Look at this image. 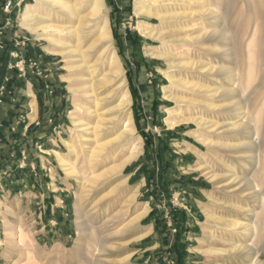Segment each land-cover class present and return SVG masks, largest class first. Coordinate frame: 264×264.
I'll use <instances>...</instances> for the list:
<instances>
[{
  "label": "rangeland",
  "instance_id": "obj_1",
  "mask_svg": "<svg viewBox=\"0 0 264 264\" xmlns=\"http://www.w3.org/2000/svg\"><path fill=\"white\" fill-rule=\"evenodd\" d=\"M138 1H142L146 5L139 10V13ZM205 1L200 3L196 0H158L157 2L149 0H105L107 4L105 13L109 16L113 42L115 43L114 48L119 56V64H122L124 68V76L127 78V86L132 96L130 110L136 127L133 138L139 137L141 139V148L139 146L141 153L136 159L126 164L121 172L111 171L110 167L125 157L126 147L120 148L118 145L112 150L111 148L106 149L105 152L107 153H103L105 156H99L96 161L91 159L90 154L99 142L115 138L121 132L126 123V117L122 119L124 122L119 121L113 126L109 125L110 128L102 131L99 136L95 137L93 133L87 132L88 141L82 142V145L78 144V155H69V149L64 142L60 158L69 156L72 161H75V167L84 168L83 179H79L75 175L69 176L64 167L59 166L61 175L66 178V183L70 186V200L73 203L76 202L77 193L81 192L82 189H84L86 196L81 205L82 215L79 218L75 214V203L72 207L73 227L71 229L73 232L70 233V240L65 244L55 243L47 239L48 235L35 228L34 220L28 221L30 213L26 215L22 206L16 212L5 213L6 218L11 219L13 229H10L12 234L10 237L7 235L5 244L0 246V259L3 261L0 264L139 263L144 259V254L140 253L142 247L133 246L132 242L143 228L137 227L138 222L131 220L138 214L136 209L143 196L138 197L137 194L136 199L132 203H128L127 195L130 194L135 182H138L142 176L140 174L134 175L125 185L120 187L118 185L141 161H144L145 172L149 177L154 173L155 165L158 169L160 168V173L165 174L170 165L178 168L189 163L190 169L198 168V175L204 176L203 178L209 182V188L213 192L211 201L217 199L222 203L221 206H217L216 203L213 204V201L211 203V213L213 216L216 215L214 217L218 218L219 221L207 225L210 229V239L206 241V244L204 241L203 244L204 246L207 245L208 248L219 249V252H223L222 254L225 256L218 255L210 258L202 256L197 260L203 261L204 264H250L251 261L255 262L251 264H264V140H262L264 138H259L264 137V0ZM34 2L35 0L22 2L14 0V6L21 9L19 12L22 15L26 8L24 4L29 5ZM210 2L211 4H209ZM147 7L152 8L151 12H148V9L144 10ZM190 10L198 13V15L190 16L193 12ZM221 10L227 11L225 17L223 16L224 19L219 16ZM45 11L50 12L49 9H45ZM88 11L89 8H84L81 15L88 13ZM153 12H164L166 13H162L164 16H169L171 13H173L171 15H176L179 14L178 12L183 14L184 12L187 17L182 19L171 18L162 22L152 14ZM199 13H202L204 17H201ZM66 19L59 12L58 15L48 16V20L57 23H62ZM67 20L73 27L79 25L77 18H68ZM140 23H150L159 29L161 28L160 30L167 33L165 39L161 40L157 36H148L141 31ZM91 24H94V21ZM202 26H206L209 31L216 29L220 34L209 32L210 34H207L205 38L201 32H205L204 29L201 30ZM26 29L31 32L28 28ZM31 33L32 37L37 40L39 38L38 41L50 53L54 54L49 56L58 62L56 66L59 67L61 73L65 74L63 77L65 81L62 85L69 94L67 115L70 121L66 131L62 134V138L65 141L71 140L73 135L69 129L73 126V122L70 112L76 110L73 88L75 86L81 87L83 84L87 87L90 83L88 73L85 71L73 72L68 65L77 67L85 62L94 63L106 45L97 44L98 50L96 49L93 55L85 57V52L89 50V47L100 34L99 28H94L91 35L80 42L67 36V51L75 50L72 58L67 59L62 53L55 52L51 42L46 41L37 33ZM191 37L194 38L191 39ZM250 50L252 51L250 52ZM169 51L174 52L172 60L151 54ZM110 62V59H107L103 62L102 68H109ZM229 69L238 71L236 73L241 78L243 90L241 89V93L236 96L220 95L216 97L215 95L223 91L217 93L215 90H221L223 86L228 88L235 82V75ZM102 72L105 71L101 69L100 75L95 76L94 80L101 77ZM75 75L83 77L84 80L71 82L70 78ZM176 79L181 83H175L173 80ZM183 83H188V85H183ZM96 84L98 82L95 83V86L100 96H104L108 92L112 93L117 85L114 81ZM191 85L196 87H190ZM257 85L258 87L261 86L260 89L257 88ZM253 92L255 93L253 94ZM81 100L86 101L84 98ZM118 101L116 99L106 101L100 107V112L106 111L105 115L108 118H115L116 116V119L119 120L117 116L121 112H118L119 107L116 106ZM209 104H213L212 107H216L217 110L209 108ZM225 107L231 110L220 112V109ZM239 107L241 109H238ZM167 109L175 111L172 120L184 121L174 127L169 126L170 112ZM82 115L90 123V127L97 124L99 118L95 115ZM201 116L222 125L221 130H216V132L220 131L221 134L210 133L208 130L199 128L193 121H185L184 119V117L198 118ZM233 122H244V126L239 129V132L234 131L233 133V130H230L225 133L224 131L230 129L227 124ZM258 126L263 130L261 135L256 133ZM195 131H202L206 137L212 138L217 146L210 148L200 142L196 138ZM257 136L260 139L258 145H252L249 149L239 150L235 148L232 150L225 147H236L243 143L242 141L252 142ZM97 137H100L98 142H96ZM186 144L191 146L189 148L196 150L193 151L194 153L188 152L181 155L182 161L176 146ZM219 148L225 149L222 151ZM181 150L187 152L185 151L186 148L181 147ZM200 165L205 170L201 169L203 167ZM103 170L106 171L105 174L100 177L97 183H93L92 177L104 172ZM209 176H214L215 182H212ZM233 179L241 181L230 185L226 190L219 189V186L229 185ZM241 185L243 187L239 188ZM235 188H239V190L231 193L230 190ZM13 197L15 194H12L9 200H12ZM235 220L244 223L256 222L259 227V234L254 236L249 230L230 226L231 222ZM78 221L83 222L82 231H79ZM3 239L5 238L3 237ZM251 243H254V250L260 249L258 256L256 252H251L249 256H231L226 253V249H229L230 245H248ZM136 247L139 254L132 256L130 251ZM127 256H129L127 261L121 262Z\"/></svg>",
  "mask_w": 264,
  "mask_h": 264
},
{
  "label": "crops",
  "instance_id": "obj_2",
  "mask_svg": "<svg viewBox=\"0 0 264 264\" xmlns=\"http://www.w3.org/2000/svg\"><path fill=\"white\" fill-rule=\"evenodd\" d=\"M5 1L0 0V246L7 239L5 222L11 221L5 213L22 206L26 215L30 213L28 221L34 220L47 239L66 244L73 232L75 202L59 170L62 134L70 121L69 94L62 85L65 74L49 56L54 54L22 25L21 9L14 6L6 11ZM176 147L182 161L181 155L196 150L188 144ZM144 164L141 161L124 177L128 183L134 175L142 176L131 192L143 196L137 213L148 205L137 225L143 229L132 242L144 254L137 264H204L197 258L204 256L198 250L202 240L206 244L210 239L203 233L206 230L210 236L206 213H211L213 192L209 182L189 163L178 168L170 165L165 174L155 165L150 177ZM12 194L15 197L9 200ZM133 249L132 256L139 254L137 247Z\"/></svg>",
  "mask_w": 264,
  "mask_h": 264
},
{
  "label": "bare ground",
  "instance_id": "obj_3",
  "mask_svg": "<svg viewBox=\"0 0 264 264\" xmlns=\"http://www.w3.org/2000/svg\"><path fill=\"white\" fill-rule=\"evenodd\" d=\"M149 1L157 2L158 0H149ZM196 1H198V2L200 1V3H202L205 0H196ZM192 3H193V1H192ZM137 4H138V13H139V10H141L143 7H146V5L142 1L141 2L138 1ZM209 4H211V2ZM221 5H223V4H221ZM84 8H89V11H88V13H86L84 15H81V13H83ZM45 9H49L50 12L49 11L48 12L45 11ZM106 9H107V4H106L105 0H35L34 3L27 5L26 8L24 9V11H23V13L21 15V22H22V25L24 27L28 28L31 32L37 33L40 37L44 38L46 41L51 42L55 52L62 53L63 56L66 57L67 59L68 58H72L71 56L73 55V52H75V50L74 51H67V47H68L67 36L73 37L76 41L80 42L83 39H85L86 37L90 36L91 32H92V30L94 28H96V29H97V27L99 28L100 34H99L98 38L93 42L91 47H89V50L85 52V57L91 56V55H93L94 52H96L95 51L96 49L98 50V48H97L98 46L96 47L97 44H101V46H102V44H105L106 46L104 47V49L101 52V54L98 57H96L95 62L92 63V64H89L90 62H85V63H83V64H81L80 66H77V67L75 65L74 66H72L70 64L68 65L71 68V71H73V72L85 71L86 73H88L89 74V83H90V85L85 87V85L83 84L81 87L80 86L79 87L75 86L73 88V91H74V94H75L74 106H75L76 110H75V112H72V113L70 112L71 119H72V122H73V126H71L70 129H69L70 133H71V135H73V137H72L71 140H66V141L64 140V142L66 143L67 148L69 149V155L70 154L71 155H78L77 154V146H78V144L82 145V142L88 141L89 137L86 135L87 132L93 133L95 137L99 136V135H101L102 131H106L107 129L110 128L109 125L113 126L114 123H117L119 121L124 122L122 119H123V117H126V123L123 125V129L121 130V132H119L117 134V136H115V138H112V139H109V140H106V141H103V142L102 141L99 142L98 145L96 146V148L90 154L91 159L96 161L99 158V156H101V155L103 156L104 155L103 153L106 151V149H110L111 148V150H112V148H115L118 145H119L120 148L126 147L127 150H126L125 157L121 161L117 162L116 164H114V165H112L110 167L111 171L121 172V170L124 168V166L126 164H128L132 160L136 159L139 156V154L141 153V150L139 149V146L141 144V139L139 137L133 138L134 134H135L136 127H135V123H134L133 114H132V112L130 110V106L132 104V96H131V92H130L128 86H127V78L124 76V73H125L124 68L122 67V64H119V62H120L119 61V56L117 55V51L114 48V44L115 43L113 42V34H112V31H111V27H110L109 16H108V14L105 13ZM146 9H148V12H151V10H152V8H148V7L144 8V10H146ZM201 9H203V8H201ZM52 10H54V11L51 12ZM227 10H228V8H227ZM221 11H220V15L219 16H222V18L224 19V17H225L224 15L227 14V11H222V12ZM58 12H59V14L62 15L63 18H67V19L68 18L69 19L70 18H77L79 25L76 26V27H73L70 24V21L67 20V19L65 21H63L62 23H57V22H53L51 20H48V16H52L53 14L58 15ZM180 12H182V11H180ZM180 12H178L179 14H176V15H171L173 13H171L170 15L168 14L169 16H164V14H166L167 11H166V13L162 12L164 14H162L160 12H153L152 14L157 16L162 22H164V20L166 22V19H171V18L182 19V18H186L187 17L184 14L185 10L183 12L184 15L180 14ZM168 13H170V12H168ZM213 13H216V12H213ZM230 13H231V10H230ZM199 14L201 15V17H204L202 13H199ZM191 15H198V13H194V11H193L190 14V16ZM211 18H212V16H211ZM226 18H228V17H226ZM201 19H203V18H201ZM93 21H94V24H91ZM139 27H140L141 31L145 32V34H147L148 36L149 35H151L153 37L157 36L161 40H164L165 37H166V34H167L166 32H163L162 30H160L161 28L159 29L157 26H155L153 24H150V23H140ZM216 28H217V25H216ZM221 28H223V27H221ZM203 29H204L205 32H203V31H201V32H202L203 35H205L204 36L205 38H206L207 34H210V33L218 34L219 33V31L216 30V29H213L212 31L207 30L206 26H202L201 30H203ZM210 29H211V27H210ZM200 36H198V39H200ZM192 38H194V37H191V39ZM251 39H253V38H251ZM194 41H193V43H194ZM190 44H191V40H190ZM250 45H252V44H250ZM234 49L237 50L236 48H234ZM251 51L252 50H250V52ZM151 54L152 55H156L158 57H162L163 56V57H166L167 59H170V60H172L174 58V55H173L174 52L172 53L171 51H169V52H155V53H151ZM175 55H177V54H175ZM261 58H263V57H261ZM107 59H110V61H111L110 64H109V68H104L103 69L102 68L103 62H105ZM86 60H84V61H86ZM114 66H115V68H113ZM185 67H187V66H185ZM189 67H190V65H189ZM232 67H233V65H232ZM101 69L104 70L105 72L104 73L102 72V76L99 77L98 79L94 80L95 76L100 75ZM236 72L238 73V71H236ZM236 72L233 69L231 71V73L233 75H235V82L228 88H224V86H223L224 89L221 88V90H215L217 93L218 92L220 93V92L223 91L222 93L215 95L216 97H219L220 95H226V96L235 95L236 96L238 93H241V89L243 88V87L241 88V85H242L241 84V78L239 77V75ZM229 75H231V74H229ZM83 80H84V78L79 76V75H75V76L70 78L71 82L72 81H81L82 82ZM108 81L109 82L114 81L117 84L116 88L114 89V91H112V93L108 92L104 96H100V93L97 92L95 83L98 82V84H96V85H100V84H103V83H107ZM173 81L175 83L177 82V84L181 83L177 79L173 80ZM188 82H190V81H188ZM263 82H264V78H263ZM183 85H188V83H183ZM190 87H196V86L191 85ZM259 87H261V86H259ZM259 87L257 85V88H259ZM258 90H256V91H258ZM255 92H253V94ZM81 98L82 99L84 98L86 101L81 100ZM112 99L119 100L118 104L116 105L117 107H119L118 112H121V114H119V116H117V118H119V120L116 119V116H115V118H108L105 115L106 111L105 112L104 111L100 112V110H101L100 107L102 105H104V103H106V101L112 100ZM242 101H243V98H242ZM212 106H213V104H209L208 105L209 108H213V109L217 110L216 107H212ZM227 108L228 107L220 109V112L223 111V110H225V111L231 110L230 108L229 109H227ZM238 109H241V107H239ZM167 110L170 112V116L168 118L169 126L174 127L177 124H181V122L184 121V120H181V121L172 120V118L175 115V111H173L171 109H167ZM82 114L95 115L96 117L99 118L98 121H97V124L95 126H93V127H90V123H88L85 120V118H83ZM258 118H260V117H258ZM184 119H185V121H193L199 128H201L203 130H208L210 133L211 132H215L217 134H221L220 131L216 132V130H221L220 128L222 127V125H219L218 122H214L212 120L211 121L207 120V118H205L203 116L198 117V118H192V117L186 118V117H184ZM259 121H261V120H259ZM256 122H257V120H256ZM227 123H229V122H227ZM227 126H230V129L224 131L225 133H228V131H230V130L231 131L233 130V133H234V131L235 132L236 131L239 132V129L242 126H244V122H241V123L233 122V123L227 124ZM246 126H248V125L246 124ZM210 127H212V128L209 129ZM201 129H199V130H201ZM251 129H254V128L251 127ZM261 130L262 129L259 126H258V128H256L257 135H259L260 133L263 132V130L262 131ZM244 131L246 132L247 130H244ZM195 133H196V136H197L196 138H198L200 140V142H203L204 144H206L210 148L217 146L216 145L217 143L215 144L214 143L215 141L212 138H210L209 136L206 137L205 134L202 133V131L201 132L200 131L199 132L195 131ZM99 138L97 139L96 142L99 141ZM255 138L256 139H254L252 142H248V141L244 142V141H242L243 143L238 144V146H236V147L235 146H230V147L229 146H225V147L230 148L232 150H235V148L239 149V150L249 149V148L252 147V145H258V142L260 140L259 138H264V137H259L258 138V136H257ZM238 140H239V138H238ZM262 140H264V139H262ZM140 148H141V146H140ZM219 149H221V148H219ZM223 149H225V148H223ZM223 149H221V150L223 151ZM228 152H229V150H228ZM105 153H107V152H105ZM60 162H61V165L64 167L66 173L69 176L70 175H75L77 178L83 179L84 168L83 167H78V168L75 167L74 166L75 161H72L69 156H67V157L66 156H62L60 158ZM200 166L203 167L202 165H200ZM200 166H199V168H201ZM201 169L205 170L204 167L201 168ZM103 171L104 172L93 176L91 181L93 183H97L99 181L100 177H102L105 174V172H106L105 170H103ZM209 179H211L212 182H215V180H213V179H215L214 176H209ZM252 180H253V178H252ZM126 181H127V178L122 179V181L119 183L118 186L120 187V186L125 185ZM240 181L241 180L233 179V182H231L229 185H224L223 187L219 186V189L226 190V188L228 189L230 187V185L238 183ZM82 187H83V185H82ZM242 187L243 186L241 185L239 188H242ZM239 188L238 189L235 188L234 190H230V192L231 193L232 192H236V191L239 190ZM127 196H128V198H127L128 199V203H130V202L132 203L136 199L137 191H133L130 194H128ZM84 199H86V196L84 195V189H82L81 192L77 193L76 202H75V206H74L75 214H76V216L78 218L82 215V213H81V210H82L81 205H82ZM212 201H213V203H216L218 206L219 205L221 206V204H222L217 199H212ZM147 206L145 207L143 212L138 213L131 221L139 223L141 221L140 219H142L147 214ZM206 216H207L208 222L214 223V222H218L219 221L218 218L214 217L216 215L213 216L212 213L208 212V213H206ZM5 223H6V228H7V233L6 234L9 235V237H10V235L12 234V232H10L11 231L10 229H12V223L9 220H6ZM78 225H79V231H82L83 230V226H82L83 222L78 221L77 222V226ZM230 226L235 227L237 229L249 230V231H251V234H254V236L259 234V227H258L257 223L253 222V221H251V222L249 221V222L244 223V222H238V220L237 221L235 220V221L231 222ZM150 232H152V231H150ZM204 235H205V239H207V237L210 238V236L207 235V231L206 230H204ZM204 241L205 240H202V243L200 245L199 250H200L201 253H203V255L205 257L210 258V257H215V256L217 257L218 255L219 256L224 255V254H222L223 252H219V249L208 248V247L204 246V244H203ZM253 244L254 243H251V244H248V245L247 244L246 245H230L229 249H226V253L230 254L231 256H249L251 254V252H256L257 256H258V253L260 252V249L254 250L255 247H253ZM224 251H225V249H224ZM128 258H129V256L125 257L123 260H121V262H126ZM251 263H255V262L251 261L250 264Z\"/></svg>",
  "mask_w": 264,
  "mask_h": 264
},
{
  "label": "built area",
  "instance_id": "obj_4",
  "mask_svg": "<svg viewBox=\"0 0 264 264\" xmlns=\"http://www.w3.org/2000/svg\"><path fill=\"white\" fill-rule=\"evenodd\" d=\"M22 1H25V0H19V2H22ZM14 6V0H6L5 2V10L6 11H10ZM2 44L0 43V51L2 49Z\"/></svg>",
  "mask_w": 264,
  "mask_h": 264
}]
</instances>
